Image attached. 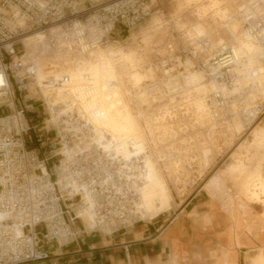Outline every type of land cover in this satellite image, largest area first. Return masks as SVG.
Returning <instances> with one entry per match:
<instances>
[{
  "label": "built area",
  "instance_id": "1",
  "mask_svg": "<svg viewBox=\"0 0 264 264\" xmlns=\"http://www.w3.org/2000/svg\"><path fill=\"white\" fill-rule=\"evenodd\" d=\"M82 5V0H0V113L8 111L0 114V264H85L65 263L62 254L46 245L64 248L80 231L110 234L142 221L140 189L146 160L161 155L157 159L165 170L166 155L182 151L175 144L179 133L173 123L199 121V93L185 82L189 71H201L217 86L203 95L214 125L240 118L250 128L264 110L258 100L252 104L255 115L247 110V88L235 93L220 90H231L240 78L233 45L201 37L182 51L187 55L183 59L170 43L168 53L156 63L159 76L128 86L146 143L139 151L128 140L130 153L125 155L109 132L95 127L86 109L68 100H50L51 92L60 87L53 86L58 81L35 85L37 64L23 38L52 26L67 32L86 19L91 25H84L81 34L64 33L47 41L51 52L68 59L86 57L104 43L105 32L117 25L129 31L149 18L153 0ZM251 15H245L244 29L264 44V16ZM61 82L68 83L69 77ZM143 94L145 101L139 98ZM35 99L45 107L44 116H30L39 109Z\"/></svg>",
  "mask_w": 264,
  "mask_h": 264
},
{
  "label": "rangeland",
  "instance_id": "2",
  "mask_svg": "<svg viewBox=\"0 0 264 264\" xmlns=\"http://www.w3.org/2000/svg\"><path fill=\"white\" fill-rule=\"evenodd\" d=\"M82 1V7H89L110 0ZM249 14H252L251 18L264 16V0H153L151 16L135 28L128 31L117 25L109 34L105 32L101 47L111 49L89 58L86 56L79 64L74 63L73 58L53 63L56 57L51 56L42 62L41 76L37 80L40 84L44 81L49 84L57 79L46 76L63 75L69 80L94 77L99 83L109 74L121 75L128 68L137 83L145 79L144 71L149 68L158 77L156 63L168 53V44L173 43L177 55L185 59L187 55L182 51L198 43L201 37L231 42V33H239L244 28L245 15ZM83 22L91 25L86 19ZM98 31L101 30L98 28ZM35 85H38L36 80ZM257 100L264 106L262 98ZM35 102L39 109L37 113L31 111L34 114L30 116H44L45 107L38 99ZM124 125L136 128L132 118ZM231 125H214L206 116H201L197 123L189 120L173 123V129L179 133L175 144L182 151L177 156L169 155L171 168L152 171V177H157L161 183L149 182L153 191L146 195L148 220L174 216L216 173L225 177L224 195L228 203L236 201L238 207L243 205L242 208H248L258 219L262 211L264 217V189H258L264 170V110L250 128L242 131L240 125L230 128ZM175 160L181 166H174ZM239 190L247 199L239 195Z\"/></svg>",
  "mask_w": 264,
  "mask_h": 264
},
{
  "label": "crops",
  "instance_id": "3",
  "mask_svg": "<svg viewBox=\"0 0 264 264\" xmlns=\"http://www.w3.org/2000/svg\"><path fill=\"white\" fill-rule=\"evenodd\" d=\"M224 187V175L216 173L170 218L142 220L110 234L80 231L72 245L46 246L65 263L264 264L263 212L258 219L236 201L228 203ZM151 189L148 184L147 193Z\"/></svg>",
  "mask_w": 264,
  "mask_h": 264
},
{
  "label": "bare ground",
  "instance_id": "4",
  "mask_svg": "<svg viewBox=\"0 0 264 264\" xmlns=\"http://www.w3.org/2000/svg\"><path fill=\"white\" fill-rule=\"evenodd\" d=\"M193 1V0H192ZM74 28L69 31H65L60 26H52L47 30V32L39 30L31 34H27L23 38V42L27 47L29 56L35 58L37 64V73L35 76L36 82L39 86H49L44 81L43 84H40L37 80L41 76L42 71V62L51 57H56L53 63L62 62L64 58H67L64 54L60 52H51L47 47V41L49 37L60 36L61 34H81L85 27L81 22L76 21L73 25ZM232 41H225L224 39H219L218 41H213L209 36L208 37L213 44H220L223 42H228L233 45L235 53L239 58V68L240 78L235 86L228 90L226 87H221L220 90L224 93H235L244 88H247L246 104L247 110L254 113L253 103L258 98L264 100V44L256 42L252 39L245 29H241L239 33H231ZM108 49H103L101 46L91 50L88 53V58L93 56V54L107 51ZM70 60L72 59L69 58ZM74 63L79 64L82 61L86 60L85 56H77L72 59ZM262 61V62H261ZM65 62V61H64ZM68 62L64 63L67 64ZM145 79L137 83L132 70L128 68L121 75H117L114 72L109 74L103 81L97 83L94 77H87L81 80H69L68 83H62L65 77L62 75L55 76H46L45 78H56L58 81L57 87L50 94V100L57 103L61 100H68L72 102L74 106H80L86 109L92 118V121L95 127L103 128L110 133L112 140L117 143L119 149L125 154L130 153L127 146L128 140H131L134 143L135 149L139 151H144L146 136L144 129L140 123L138 116L133 112L130 105V90L128 86H141L147 80H153L156 78L155 72L152 68L144 71ZM185 82L189 86H194L199 93L198 98L196 99V109L198 110L199 118L201 116H206L211 121V113L209 112L208 106L205 102V95L209 89H215L217 86L210 81H207L204 74L201 71H189L187 77H185ZM168 82V81H167ZM129 83V84H127ZM47 94V92H44ZM141 101L147 100L145 94L139 95ZM131 118L136 123V128L132 129L125 127V121L131 120ZM254 118H251L252 122ZM212 122V121H211ZM214 123V122H212ZM231 127L238 125L241 126L242 131L245 129L247 122L240 118H235L231 123ZM152 129V128H151ZM158 158H161V155H157ZM157 157L150 155L146 160V172H145V181L140 189V218L142 220L149 219V210L146 207V188L150 182V172L153 169H161ZM166 155V169L171 168V159ZM174 166H178L179 163H173ZM258 189H264V170L262 180L258 182ZM264 197V195L262 194Z\"/></svg>",
  "mask_w": 264,
  "mask_h": 264
}]
</instances>
